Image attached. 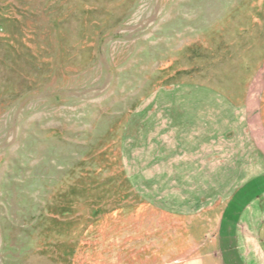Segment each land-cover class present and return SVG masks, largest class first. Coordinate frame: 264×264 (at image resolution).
<instances>
[{
    "label": "rangeland",
    "instance_id": "rangeland-1",
    "mask_svg": "<svg viewBox=\"0 0 264 264\" xmlns=\"http://www.w3.org/2000/svg\"><path fill=\"white\" fill-rule=\"evenodd\" d=\"M260 92L264 0H0V264H204Z\"/></svg>",
    "mask_w": 264,
    "mask_h": 264
},
{
    "label": "crops",
    "instance_id": "crops-1",
    "mask_svg": "<svg viewBox=\"0 0 264 264\" xmlns=\"http://www.w3.org/2000/svg\"><path fill=\"white\" fill-rule=\"evenodd\" d=\"M256 101L258 111L252 115L256 134L264 135L261 121L264 114L260 110V104L264 103L262 92L258 94ZM258 138L261 139V137ZM248 186L244 184L243 188L233 191L227 204L215 211L216 215L212 218L213 227H210L212 229L208 236H204V240L195 242L194 252L201 250L196 252L197 255L194 253L195 261L199 260L204 264H264V222L262 220L256 224V214H260L261 210L247 202L240 203L242 196L251 197L252 191L247 189ZM203 222H206V219L202 220ZM210 228L207 227V229ZM184 256H186L185 253Z\"/></svg>",
    "mask_w": 264,
    "mask_h": 264
}]
</instances>
